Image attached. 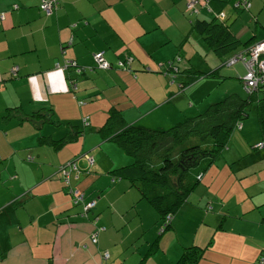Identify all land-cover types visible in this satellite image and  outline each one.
I'll return each mask as SVG.
<instances>
[{"label":"crops","instance_id":"0c3cea01","mask_svg":"<svg viewBox=\"0 0 264 264\" xmlns=\"http://www.w3.org/2000/svg\"><path fill=\"white\" fill-rule=\"evenodd\" d=\"M57 1L58 10L46 17L41 0H0V13L7 14L0 27V264H176L192 246L208 248L200 264H258L264 248V140L258 121L236 129L223 155L202 173L199 184L206 180L216 198L200 201L206 214L199 229L184 218L198 210V186L183 206L184 216L164 234L152 205L115 173L133 159L98 132L113 108L126 126L166 131L216 103L203 86L215 82L179 89L157 71L178 55L200 64L184 65L193 71L220 67L219 59L210 67V52L185 14L186 0ZM233 5L222 11L241 40L235 29L240 10ZM98 53L113 69L95 68ZM125 53L135 57L131 72L116 68ZM72 63L83 73L67 68ZM189 79L185 73L180 82ZM16 108L24 115L49 109L52 122L77 125L85 134L56 151L39 137L59 140L68 129L46 125L39 131L29 122H6V111ZM85 153L93 164L79 159V173H70L66 185L58 168ZM70 189L83 192L85 202L76 204ZM91 202L96 206L88 208ZM232 220L238 221L235 227Z\"/></svg>","mask_w":264,"mask_h":264},{"label":"trees","instance_id":"16d2710c","mask_svg":"<svg viewBox=\"0 0 264 264\" xmlns=\"http://www.w3.org/2000/svg\"><path fill=\"white\" fill-rule=\"evenodd\" d=\"M55 1L56 4H59L57 0ZM194 1L198 2V6L195 8L198 13L189 9L190 0H186L185 5V14L191 18L192 31L198 34L202 43L205 44L206 50L210 52V67H212L211 64L215 57L221 61V66L212 69L208 73L193 71L190 67L180 66V64L187 65L188 63L191 67L193 65L190 63V58L187 62L183 56L179 55L178 60L169 61L170 65L168 66H166L168 60L158 64L157 71L159 69V74L166 79L167 84L170 86H173L170 81L174 79L175 73H187L190 78L189 82L182 85V88L186 89L200 80L219 77L222 65L235 67L240 64L243 74L237 73L246 92L243 83V79L247 75L245 63L241 61L232 66L226 60L230 61L233 55L245 51L255 43L264 41V39L256 41L255 34L249 40L243 42L234 34L233 28L231 30L226 21L227 18L223 20L218 18V14L220 15L223 12L222 9L228 3L234 1L233 6L236 7V4L241 0ZM247 1L250 3L249 9H245L243 6L234 9L244 12L251 11L253 5L249 0ZM43 2L41 0V9ZM57 10L58 8L54 9L51 14H47L42 9L46 17L53 16ZM203 12L208 13H204L205 19L199 18V16L202 17ZM0 15L4 16L6 20V13H0ZM100 54L104 56L103 53ZM129 60H131V63H128ZM134 60V56H128L126 61L117 62L116 68L131 72ZM67 68L74 69L78 75L83 73V70L79 69V66L74 65V63L69 64ZM246 94L247 99H242L237 95L227 96L228 94H226L227 97L224 96L218 102L210 104L205 112L166 131L126 126L123 124L124 121L120 112L115 108L110 110L106 125L98 132L103 137L116 143L126 155L133 159L131 165L122 167L116 170L115 173L130 181L132 186L141 192L142 198L152 205L160 218V222H162L160 229L166 224L169 215L171 217L176 215L188 202L190 195L199 186V181L203 177L202 173H205L223 155L235 130H243L244 123L249 118V113L246 111L249 107L255 106L256 108L257 121L264 140V86L258 87L256 91L246 92ZM50 112L49 109L44 108L31 115H24L21 108L8 109L4 120L6 122L18 120L19 124L29 122L39 131L46 125L67 128L66 135L59 140H55L51 136L39 137L41 145L50 146L56 151L62 150L69 144L77 143L82 134H85V131L77 125L52 122L49 119ZM87 154L92 157L89 153L83 154L84 157ZM79 159L82 158L79 156L63 163L61 166L75 165L78 168L77 161ZM193 168L198 169L194 180L190 177ZM170 227L171 224L168 223L166 231ZM207 249L196 246L186 248L176 264H200Z\"/></svg>","mask_w":264,"mask_h":264},{"label":"rangeland","instance_id":"374dc122","mask_svg":"<svg viewBox=\"0 0 264 264\" xmlns=\"http://www.w3.org/2000/svg\"><path fill=\"white\" fill-rule=\"evenodd\" d=\"M249 1L253 5L252 10L248 11V12H244L241 10L240 15L238 16L237 22L235 24V29L237 30V32H239V34L241 36V40L243 42L249 40L255 34H257L256 36L258 38L264 39V0H249ZM179 7L180 6L178 5L177 8H179ZM184 7H185V3H184ZM192 10L195 11V8H193ZM190 12H193V11H190ZM227 16H228V14L226 13V18H227ZM204 17H205V15H204ZM226 21L229 22V19L227 18ZM178 58H179V55L176 56L174 59H169L166 62V66L170 65L169 61H177ZM94 59H95V57H94ZM126 59H127V54L125 53L124 54V60H126ZM214 59L217 60V57H215ZM124 60H121V61H124ZM95 61L97 63V66H95V68H97L100 71L113 69V65L111 63H109L108 61L107 62L110 64L111 68L105 69V70L100 69L99 64H98L96 59H95ZM226 61L229 64V61L228 60H226ZM219 62H220V60H219ZM193 65L200 68V64H198L197 62L193 63ZM180 66L185 67L184 64H180ZM220 66H221V62H220ZM79 69L83 70V68L80 66H79ZM89 69L92 70L91 68H89ZM214 69L215 68H213V70ZM118 70H120V69H118ZM120 71H123V70H120ZM237 72L240 75L243 74L242 66L240 64L236 65L235 67H228V66L222 65V67L220 68V76L219 77H215V79L206 80V81L215 82L214 86L212 88L206 82L203 83V86L207 89L206 94L211 93V95L208 96V98L209 97L210 98H216L215 102H218L224 96L227 97L230 95H237L242 99H247V94L241 85V81H240V78L238 77ZM136 75H139V74H136ZM182 75L183 74H180L179 72H177L174 75V79H172L170 81L172 85H176L179 89H183L182 88L183 83L180 82V78L182 77ZM226 94H228V95L226 96ZM194 95L196 96L197 99L202 98L201 93H194ZM246 111H248V113H249V118H248V120H246V125H251V123H257V112H256L255 106L247 108ZM109 112H110V110H109ZM193 117H195V116H193ZM193 117H189L187 119H191ZM140 127L144 128V126H140ZM51 149L52 148H48V150H46V153L51 151ZM84 155L80 156V158H83ZM28 160L32 161L33 158L29 157ZM58 170H60V168H58ZM58 170L55 173L56 178L59 177L58 173H57ZM197 171H198L197 168H193L192 171L190 172V175H191L190 177L193 180L195 179V177L197 175ZM212 190H213V187H211V185L205 180L201 184H199V187L196 191V196L193 197V199H196V202H197L196 207L198 210L195 214H190L191 217H184V218H185V221L187 224L191 223V226L193 227L194 230L199 229V226L201 224L200 222H203L202 217L206 214L205 213V207L200 203V201L203 200L204 198H209L211 200H214L216 198L215 193L212 192ZM95 206H96V204H95ZM188 206L189 205H186V207H188ZM209 207H211V208L213 207L212 201H211V205H209L208 208ZM183 209H184V207H182L178 211L175 218H174V216L172 217V220L169 222L170 224L172 223V221L179 220L180 218H182L184 216L183 215L184 214ZM237 222L238 221L232 220L231 226L235 227ZM165 232L166 231L161 232V229H159V234H164ZM262 253H263V255L260 257L264 256V248H263ZM258 264H264V261L262 259H260L258 261Z\"/></svg>","mask_w":264,"mask_h":264},{"label":"built area","instance_id":"2783aa9c","mask_svg":"<svg viewBox=\"0 0 264 264\" xmlns=\"http://www.w3.org/2000/svg\"><path fill=\"white\" fill-rule=\"evenodd\" d=\"M43 6L42 9L47 13L51 14L54 9H57V4L55 0H43ZM198 6V2L194 0H190L188 7L190 9L196 8ZM240 6H243L245 9L250 8V3L247 0H241L239 3L236 4L235 8H238ZM196 13L198 11L195 9ZM224 12V11H223ZM221 13L220 15L218 14V18L223 20L226 19V14ZM5 20L4 16L0 15V25L1 23ZM95 59L97 60L100 69H110L111 66L110 64L105 60L104 56L100 53L96 54ZM244 62L245 63V68L247 70V75L243 79L244 87L247 93L256 91L258 87L264 86V41L255 43L245 51L241 53H237L231 57L229 64L230 65H235L238 62ZM128 63H131V60L128 61ZM19 68L16 67L13 70V75L16 76ZM261 147L264 145L261 144ZM89 164L92 165L94 160L91 156L88 154L85 156ZM72 172L79 173L78 168L74 166H62L60 168V173L63 175V180L66 185H70V177L69 174ZM70 193L72 194L74 201L76 204L79 203H84L85 202V194L81 192L80 190L76 189H70ZM88 208H92L95 206L96 202H91L87 203ZM172 220V217L169 215L166 219V224L161 227V232L167 230V225L168 223ZM93 243L97 242V236L94 235L92 239ZM264 261V256L263 259Z\"/></svg>","mask_w":264,"mask_h":264},{"label":"clouds","instance_id":"9594fccd","mask_svg":"<svg viewBox=\"0 0 264 264\" xmlns=\"http://www.w3.org/2000/svg\"><path fill=\"white\" fill-rule=\"evenodd\" d=\"M235 8V7H234Z\"/></svg>","mask_w":264,"mask_h":264}]
</instances>
